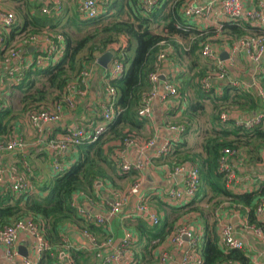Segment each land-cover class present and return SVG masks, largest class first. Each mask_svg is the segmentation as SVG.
<instances>
[{"label": "trees", "instance_id": "1", "mask_svg": "<svg viewBox=\"0 0 264 264\" xmlns=\"http://www.w3.org/2000/svg\"><path fill=\"white\" fill-rule=\"evenodd\" d=\"M167 1L169 0L160 1L145 17L137 15L138 17H135L133 21L117 19L102 24L75 40L59 31L62 42L61 55L53 63L39 70L27 69L23 79L10 88L11 91L20 90V93H23L20 100L21 112L28 114L31 111L44 108L60 99L66 83L76 75L83 64L92 63L97 52L102 54L108 49V46L123 43V46L120 47L122 50L120 61L126 65V69L122 77L108 81L109 85L117 91L115 108H119L121 111L107 126L105 133L94 142L77 146L72 153L73 161L68 163L67 168L61 173L42 180L36 186L34 193L29 194L27 192L18 196L10 190L0 191V228L22 217H30L39 227L44 239L49 243L51 251L42 253L38 264H53L50 254L55 253L56 248L60 245V234L62 232L67 233L68 230L65 228L67 225H73L76 230L82 228V220L69 205L71 195L81 192L91 196L94 200L93 184L95 181L103 184L108 182L110 187L114 188L111 179L110 181L106 179L108 178V167L104 156L107 151L105 152L104 146L113 139L121 143L125 138H134L133 135L122 133L121 130L123 127L132 124V112L135 107L139 106L141 96L146 93V90L148 91L146 75L149 70L145 67L149 57L156 51L157 44L162 40L171 44L172 55L168 60L179 68L176 79L179 78L181 81L176 92L182 97L190 92L195 102L189 101L187 103L180 118L181 121L175 123L184 126L181 141L172 146L166 157L153 160V162H158V165L164 163L170 165L168 162L171 161L172 157L174 165L190 162L189 164H195L199 169L197 190L190 204L195 205L191 210L195 211L203 226L200 243L201 264L248 263L242 250L222 251L219 248L214 225L207 221L210 209L204 210L200 203L204 201L206 205L213 206L214 202L211 201L215 199V196H218L221 200L248 208L253 204L255 208L257 201L264 197V181L261 183L260 189L251 194H234L225 189H219L213 181L214 177L221 178L222 176L217 170V159L222 149H236L239 153L238 149L245 148L247 153H258L260 148H264V124L244 130L233 126L234 118L231 116L226 121H221L219 114L222 112L228 114L229 108H235L236 111L232 112L244 117L264 111L262 107L264 95L259 97L252 90L241 92L228 84L221 85L222 94L218 97L212 95V89L208 92L201 90L200 81L207 72L214 71L213 67L203 62L200 56V44L206 34L200 35L203 33L184 29L185 20L183 21L177 13L179 5L173 4L167 8ZM132 3L137 12H140L139 7L134 2ZM104 15L93 20H86L84 24H98ZM159 28L166 31L165 36L160 32H154V29ZM24 30L25 26L22 31ZM247 30L254 33V29L249 28L246 24H225L222 35L234 40L248 34ZM36 35L39 34H37L36 29H33L31 35L27 34L26 37ZM189 35L193 37V40L188 46V51L183 50L182 43L171 38H179L187 44ZM95 39L97 42H93ZM132 48V56L130 57L127 54ZM258 84L264 92V73L259 75ZM230 92H232V96H229ZM202 101H209L211 106L207 119L210 122V127L199 149L189 148L190 150H188L185 149L182 139L184 134L196 123L197 116L204 114ZM12 113L9 109L0 108L1 141L9 138L10 122L16 119L15 114ZM180 153L185 154L181 155ZM28 163L31 166L29 161ZM208 189L210 190L209 194L207 193ZM100 193L105 195L102 191ZM107 197L105 195L104 198ZM219 202L217 201L215 204L218 205ZM151 206L157 211L163 205L156 202ZM178 209L168 207L164 209L162 207L161 217L155 226L148 225L145 221L134 217L132 227L137 233L138 245L141 246L144 255L147 254V248L153 240L162 241L174 229ZM85 228L92 234L102 233L100 226L86 225ZM262 229L264 230L263 226ZM68 254L73 264H100L98 254L92 250L81 252L71 248L68 250Z\"/></svg>", "mask_w": 264, "mask_h": 264}, {"label": "built area", "instance_id": "2", "mask_svg": "<svg viewBox=\"0 0 264 264\" xmlns=\"http://www.w3.org/2000/svg\"><path fill=\"white\" fill-rule=\"evenodd\" d=\"M139 7L140 13L145 17L160 1L164 0H131ZM254 7L244 9L241 0H206L205 3L196 4L195 0H188L180 8V17L184 21V29H192L191 23L199 21L200 25L204 27L205 35L203 42L200 44V56L206 60L213 72H207L206 76L200 81V89L203 91H210L213 85L218 82L226 80L228 69L233 67L237 57H243L254 66H258L260 60L264 59V1L255 0ZM103 9L102 2L97 0H80L78 4V12L82 19L93 20ZM56 11L58 7L51 9L42 8L39 13L41 15L49 14V11ZM14 16L11 12L0 8V42L3 37L12 29ZM244 25L254 29L249 34L234 40L226 41L225 48L221 51L212 46L211 41L213 37L222 34L223 25ZM176 26V25H175ZM178 27V25H177ZM210 31V32H209ZM162 35H166V31H161ZM193 37L190 39V42ZM40 41L44 43V47H40ZM27 42L32 43L37 50L33 59L25 62L21 55V49H26L25 46L12 45L6 51L7 58H17V66L10 69L6 73V80L17 84L23 77L27 69L32 68L39 70L47 65L53 63L58 56L61 55V35L55 33L53 36H29ZM119 43L117 45L108 46L112 49L113 56L107 67L103 70L106 83L102 91L101 100L98 103V121L94 124L76 125L71 131L61 134L52 139H47L43 144L44 148L49 151V170L52 175L61 173L68 166L69 159L66 158L68 151L74 153L77 146L84 143L94 142L100 135L105 133L107 126L111 123L114 117L121 111L115 108L117 100V91L109 85L108 81L117 80L122 77L126 65L121 63L122 50ZM188 46H184V51H188ZM225 53L226 59L221 60L219 54ZM172 54L171 45L166 40H162L157 44L156 51L149 57L146 69V82L149 84V89L141 96V101L138 107H135L133 112L135 116L142 121H149L152 119V101L158 94V89L162 92L161 98H174L177 94L176 87L170 80L162 73V67L166 63L167 58ZM91 69L89 66H82L77 71V84L67 82L60 99L43 109L35 112H30L26 115L27 121L36 132H40L41 128L47 124H53L59 121L62 115L63 108L72 109L75 99L85 95V88L89 81ZM160 78H163L160 80ZM231 87H237L236 81H228ZM256 88L257 94L262 97L264 92L257 85L252 83ZM229 116L226 112L219 114L221 121H226ZM232 118H234L232 116ZM264 124V111L253 113L248 117H235L233 126L249 130ZM166 131L168 137L161 141L158 145L157 140L150 138L146 141H138L135 138H125L121 142L122 148L118 153V159L113 165L119 174H128L130 172L142 173L146 169L152 168L153 160L162 159L172 149V146L181 141V136L184 132L182 124H170ZM25 142L21 137H10L5 141L0 142V154L4 152L18 153L21 171L13 173L9 177V190L20 196L28 192L30 186L28 177L32 174V168L26 160L24 154ZM155 147V148H154ZM128 148H133L137 151V158L133 161L125 157ZM154 148L149 155H144L147 149ZM238 151L236 149L224 148L221 150L217 159V170L221 173V177L225 183V187L238 184L239 180L236 178V164L234 158ZM261 153H264L262 150ZM72 158V157H71ZM67 162H66V161ZM73 161V160H71ZM163 170V177L173 182L174 187L169 188L167 192L162 193L166 199L170 201H185L192 199L196 193L199 182V170L195 164H179L175 165L170 171L161 165ZM0 169V175H2ZM139 180L134 181L127 189L119 190L111 188L108 182L100 183L95 181L93 184L94 200L91 196L85 193H73L69 200V205L75 210L76 215L82 220V228L77 230L78 237L81 239V245H86L94 250L102 264H136L137 259L134 255V247L136 245V237L128 231H124L118 238L106 235L102 238L87 231L86 225L102 226L113 218L122 207L126 204L129 196L137 194L139 189ZM103 187V188H102ZM105 193L101 195L100 192ZM244 193V191H241ZM160 195V193H157ZM79 201H83L85 206H81ZM145 197H138L135 202L134 214L135 217L145 221L148 225L155 226L159 222L157 214L145 203ZM98 205L97 209L106 210L103 214H92L87 209H92ZM87 206V207H86ZM264 213V197L260 198L254 208L255 216H261ZM76 229V228H75ZM248 231L254 235L260 243L264 246V232L261 228L255 225H249ZM90 233V234H89ZM20 235H25L31 241L30 256L22 258V264H38L40 256L44 252L51 251L49 243L42 236L39 227L32 221L30 217H22L16 221H12L7 226L0 228V245L4 250V256L10 260L17 256L16 241ZM218 246L222 251L226 250H242L244 245L240 238L236 237L233 227L228 223H221L217 229ZM197 237H192L191 233L185 226L177 228L170 233L164 240H153L151 244L165 243L163 250H159L157 254L156 264H169L171 262V255L165 249L166 246L171 248H181L186 245L183 255L175 264H201L199 254L197 252ZM73 242L70 236L62 232L60 234V245L56 248L52 255L61 259L59 263L55 264H72V260L67 256L69 249H74ZM74 243V242H73ZM76 246L75 250L81 249L82 246ZM161 246V244H159ZM66 255V257H64ZM64 257V258H63ZM63 261V263H62ZM54 264V263H53ZM226 264H238L236 262H229Z\"/></svg>", "mask_w": 264, "mask_h": 264}, {"label": "crops", "instance_id": "3", "mask_svg": "<svg viewBox=\"0 0 264 264\" xmlns=\"http://www.w3.org/2000/svg\"><path fill=\"white\" fill-rule=\"evenodd\" d=\"M97 1H101L103 6V9L101 13L98 14V16H101L103 14L105 15L103 16L102 21L98 24L85 25L84 21L86 20L82 19L78 12V4L80 0H0V8L5 11L11 12L14 16L11 31L9 32V34L5 35L3 37V41L0 42V108H4L7 110L9 109V111H12V114H15L16 116V119L10 122L11 132L8 137H21L25 142L24 154L32 167V174L27 178L30 186L28 190L29 194L35 192L36 186H38L42 180L47 177H51V173L49 170V151L44 148L45 146L43 143L47 139H52L57 136H60L61 134H65L71 131L78 124L93 125L94 122L98 121V103L101 100L102 91L106 81L103 75L104 69L99 68L96 64V59L101 55L99 52H97L92 63L83 64V66H89L91 69L89 81L85 88V95L83 97H77L75 99L74 106L72 109L63 108L62 115L59 121L53 124L44 125L41 128L40 132H36L27 121V113L20 111L22 105L20 100L23 96V93H20V90L11 91L10 88L13 87V85L15 84L6 80V73L10 69L17 66L18 63L17 58H7L6 51L12 45H17L19 47L27 45L28 37L26 36L27 34L31 35V31L33 29L37 30V34H39L36 35L37 37L51 36L54 33L62 31L66 35H68L72 40H75L77 37L96 29L102 24L113 22L117 19L133 21L135 17H138L137 15H142L140 12H137L136 8L133 7V3L131 2V0ZM205 1L206 0H195V3L202 4L205 3ZM254 1L255 0H241L244 9L254 7ZM186 2H188V0H169L167 1L166 6L168 8L173 4H178L179 8L177 10V13L180 15V8ZM53 7H58V10H50L49 14L46 15H41L39 13L42 8L51 9ZM24 26L25 30L22 31ZM191 26L192 32H204V27L200 25L199 21L191 23ZM161 31L162 29L160 28L154 29L155 33H161ZM247 31L248 34L252 32L249 30ZM206 35L208 36L211 34L206 33ZM171 38L175 41H178L179 43H182L184 50V46L186 47L187 45H189V41L192 36L190 37L189 35V41L187 44L185 43V41L179 40V38ZM229 40L232 39L226 38L224 35L221 34L217 37H213L211 44L212 46L218 48L219 51H221L223 48H225L226 41ZM119 44L123 45L122 42H120ZM31 45L33 44L29 43L26 49H21V55L25 62H28L33 59L36 54L37 50L34 48V46ZM60 46L62 47V42L60 43ZM40 47H44V43L41 41ZM132 51L133 48L128 52L127 55L131 57ZM168 58L166 63L162 67V73L170 80V82L177 89V87H179L178 84L181 81L179 78L176 79V74L179 72V68L171 64ZM202 61L206 62L210 66V64L203 58ZM263 73L264 59L260 60L258 66H254L245 58L237 57L234 66L228 69L226 80L215 83L213 85L212 95L216 97L220 96L222 94L220 88L221 85L227 84L228 81H236L238 86L234 88L239 89V91L241 92H249L251 90L256 92V88L250 85L254 83L260 89H262L258 84V77ZM76 75H74L69 80V82L75 85L77 84ZM147 85V89H149V84L147 83ZM161 94L162 92L158 89V94L152 101L151 120H139V118L135 116V112H132V124L130 126L123 127L121 132L133 135L135 139L142 142L153 138L154 140L158 141L156 145H158L161 141L168 137L169 134L166 131L167 126L170 124L179 123L181 121L180 118L184 110L186 109L187 103L189 101L194 103L195 99L194 97H192L190 92H187L184 97L179 96L177 92L174 98H161ZM229 96H232V92H230ZM202 104L204 106L205 111L203 114L204 119L202 121H199L200 117L197 116L196 123H194L189 129V131L184 134L182 140L184 142L185 149L197 150L196 146H189L190 140L196 135L199 142L202 140V143L205 138L206 132L210 127V122H208L207 120L211 107L210 103L209 101H202ZM262 104V107L264 108V103ZM40 109L43 108H39L37 110ZM37 110L31 112H35ZM206 110H208L207 113ZM228 110L229 116L231 117L233 116L235 118L243 116L240 114H236V112L233 113L232 111H234L235 108H229ZM0 142L2 141L0 140ZM200 145L198 146L200 147ZM104 147L106 148L105 152L107 151V153H105L104 155L106 159V165L108 167V178L106 179L109 181L111 179V181L113 182V187L115 189L125 190L136 180H139L140 185L137 194L128 197V200L124 205V210L121 209V211H119L113 218H109L108 221H106V223L102 226V228H100L102 229V231H104L103 233L118 238L122 235L124 231L130 232L137 239L136 245L134 247V255L137 259L136 264H156L157 254L159 250L164 249L163 246H165V243H159L161 244V246L159 244L150 243L149 247L147 248V254L144 255V251L142 250L141 246L138 245L137 233L132 227V221L135 217L133 211L136 199L138 197H145V203L157 214L159 219L161 217L162 207L164 209L165 207L173 209L179 208V213L177 212L178 215L175 218L176 222L174 229L170 233L174 232L177 228L181 226H185L186 229H188V231L191 233L192 237H197L199 239V243L197 241L198 247L196 250L199 254V259H201L200 243L203 226L195 211L191 210L195 207L194 204H190L192 199L185 201H170L166 199L164 195L162 196V193H164L165 191L167 192L169 188L174 187L173 182L176 181H169L163 177V170H161V165H158V162H153V167L146 169L142 173H136L132 171L128 174H119L116 169H114L115 167L113 165L118 159V153L122 148L121 143L113 139L111 141H108ZM154 148L147 149L144 155H149ZM238 150L239 153H237L234 158V163L236 164V178L239 180L238 184L225 187V183L222 177H214L213 181L219 189H225L226 191L232 192L234 194H251L259 190L261 183H263L264 181V153H261L264 148H260L258 153H247L245 148ZM137 154L138 153L135 149L128 148L125 157L133 161L138 157ZM180 154L183 155L185 153ZM71 157L72 152L68 151L66 153L65 158L67 160L70 158L68 163L72 162L71 160L73 159ZM168 163L170 165L166 163L162 165H164V167H166V169L170 171V169L175 166L174 159L171 157V161ZM183 163L189 164L190 162ZM0 169L3 172L2 175H0V191H9L10 175L13 173H19L21 171L18 153L16 151L1 153ZM241 191H244V193H241ZM157 193H160L161 196L157 195ZM207 193H210L209 189ZM217 201H220L218 205L215 204ZM79 202L81 206H85V203L83 201ZM156 202L163 205L161 208H158L157 211L151 206L153 203ZM211 202H214L213 206H211L210 204L206 205V202L204 201L200 203V206H202L204 210L210 209L208 211L207 221L209 224L213 223L216 235L218 226L221 223L230 224L233 227L235 236L240 238L243 242L244 247L242 251L248 260L247 264H264V246L247 229L249 225H255L262 229V226L264 227V213L261 216H255L253 204H251V207L248 208L238 204H234L229 201L221 200V198L218 196H215V199H213ZM97 207L98 205H95L94 207H92V209H90L93 212L92 214H103L106 210L105 207H102V210L97 209ZM65 228L68 230L67 234L76 244L73 245V248L75 249L76 246L81 245L80 243L82 241L76 234L77 230L75 229V227L69 224ZM262 231L264 232L263 229ZM103 233L97 234L99 238H102L104 236ZM156 241L158 242L159 240L156 239ZM81 246L82 248L78 249L81 252H87L89 250H92L86 245ZM15 247L17 253L18 249L20 250V248H23L26 253V256L31 255V241L27 239L25 235H20L18 237ZM165 249L171 255V262L169 264H175V262L178 261L183 255L186 249V245H183L181 248L176 249L171 248L170 246H166ZM146 257H149V259L152 260V263L148 261ZM0 264H22V258L17 254L16 257L7 260L4 256V250L0 245Z\"/></svg>", "mask_w": 264, "mask_h": 264}, {"label": "water", "instance_id": "4", "mask_svg": "<svg viewBox=\"0 0 264 264\" xmlns=\"http://www.w3.org/2000/svg\"><path fill=\"white\" fill-rule=\"evenodd\" d=\"M113 56V51L111 50H107L105 52H103L97 59H96V64L98 65L99 68L101 69H105L107 67V65L109 64V62L111 61ZM219 58L221 60H225L226 59V55L225 53H221L219 55ZM163 78H160V80H162ZM88 211H91L90 209H87ZM92 212V211H91ZM93 213V212H92ZM95 214V213H94ZM76 239V238H75ZM21 258H25L26 257V253L24 251L23 248H20V250L18 249V253H17Z\"/></svg>", "mask_w": 264, "mask_h": 264}, {"label": "rangeland", "instance_id": "5", "mask_svg": "<svg viewBox=\"0 0 264 264\" xmlns=\"http://www.w3.org/2000/svg\"><path fill=\"white\" fill-rule=\"evenodd\" d=\"M21 37V36H20ZM16 39V38H15ZM96 41V39L95 40H93V42H95ZM97 42V41H96ZM82 68V67H81ZM80 70V69H79ZM207 111L208 110H206V113H207ZM199 117H200V119H199V121H202L203 119H204V115H199ZM202 141V140H201ZM201 141L199 142V140H198V138H197V136L195 135V137H193L191 140H190V143H189V146H196V148L197 149H199V146L198 145H200L201 144ZM103 188V187H102ZM122 209L124 210V206L122 207ZM77 235H78V233H76ZM90 234V233H89ZM97 237H99L98 235H96ZM73 245H76L75 243H73V242H71ZM51 255V257H52V259H53V263L55 264V263H59L60 261H61V259H58L57 258V256H55V255H52V254H50ZM67 257L70 259V255L67 253ZM64 257H66V255L64 256ZM63 257V258H64ZM147 259H148V261H150L151 263H152V260H150L149 259V257H146ZM62 263H63V261H62ZM73 264V263H72ZM100 264H102L101 263V261H100Z\"/></svg>", "mask_w": 264, "mask_h": 264}, {"label": "clouds", "instance_id": "6", "mask_svg": "<svg viewBox=\"0 0 264 264\" xmlns=\"http://www.w3.org/2000/svg\"><path fill=\"white\" fill-rule=\"evenodd\" d=\"M109 50H111L112 51V49H109ZM71 238V237H70Z\"/></svg>", "mask_w": 264, "mask_h": 264}]
</instances>
